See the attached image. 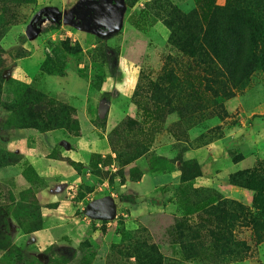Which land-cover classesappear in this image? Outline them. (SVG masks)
I'll return each mask as SVG.
<instances>
[{
  "label": "rangeland",
  "instance_id": "rangeland-1",
  "mask_svg": "<svg viewBox=\"0 0 264 264\" xmlns=\"http://www.w3.org/2000/svg\"><path fill=\"white\" fill-rule=\"evenodd\" d=\"M88 1L0 0V137L51 135L59 159L77 150L82 117L95 135L88 137L95 152L66 159L80 181L54 189L68 191L62 225L45 231L33 189L40 177L30 164L22 170L30 188L16 185L19 176L0 180V264H141L129 257L138 239L155 244L166 264H264V232L256 244L244 221L249 214L264 223V208L255 206L254 190L228 184L231 175L264 166V75L229 99L216 97L211 75L169 43L162 0H108L102 18ZM168 1L186 14L210 2ZM119 8L121 26L106 34ZM41 12L46 20L29 36ZM0 152L9 153L2 143ZM105 198L114 200V217L87 216ZM216 226L248 249L215 246Z\"/></svg>",
  "mask_w": 264,
  "mask_h": 264
},
{
  "label": "trees",
  "instance_id": "trees-1",
  "mask_svg": "<svg viewBox=\"0 0 264 264\" xmlns=\"http://www.w3.org/2000/svg\"><path fill=\"white\" fill-rule=\"evenodd\" d=\"M108 2V0H91L86 2L85 6L93 16L102 18L110 14L109 11L105 12ZM162 2L164 24L170 32L169 43L193 60L198 73L211 75V78L206 80L207 86L216 97L221 94L223 98L229 99L233 96L234 90L245 88L255 74L264 75V0H227L224 6H219L215 0H210L207 5L199 3V6L188 14L168 0ZM45 20L46 17L42 12L33 17L32 35L35 31H39ZM200 77L199 74L195 76L197 81ZM49 108L55 110L58 107ZM63 109L67 110V107ZM11 157L13 156L9 153L3 152V156L0 157V168L5 164H13ZM194 167L198 173L194 177L197 178L201 173L197 165L194 164ZM263 173L264 166L235 173L229 177L228 184L254 190L257 193L255 206L263 209ZM182 180L190 179L183 176ZM212 207L216 209V206ZM240 211L242 214L247 213L243 207ZM244 221L245 226L254 233L256 244L261 243L260 233L264 232V223L251 218L249 214ZM216 230L220 231L219 226L210 231L215 246L236 245L248 249L246 243L231 240L228 235H220ZM138 240L137 244L131 247L133 255H130V258H135L141 264H166L155 244ZM142 250L145 253L143 255L139 254ZM231 255L232 253H229L223 260L228 261ZM167 264L179 263L171 261Z\"/></svg>",
  "mask_w": 264,
  "mask_h": 264
},
{
  "label": "crops",
  "instance_id": "crops-1",
  "mask_svg": "<svg viewBox=\"0 0 264 264\" xmlns=\"http://www.w3.org/2000/svg\"><path fill=\"white\" fill-rule=\"evenodd\" d=\"M104 85L107 86V89L104 86L102 89L109 93V90L114 87V82L108 79ZM80 116L82 117L83 115L81 114ZM84 118L87 121L85 116ZM82 119L80 121L82 128L81 136L77 143V150H70V153L65 156L62 155V158L59 159H56L52 155L56 145H54V139L51 135H37L36 138L38 139L33 142L34 137H31L25 130H10L5 131L0 137L2 147L13 157L17 156L21 158L18 164H12V166L7 169L0 171V180L13 181L16 176H19L18 180L15 178L16 185L25 189L30 188L29 183L22 174V170L27 164H30L40 177L38 181L39 185L33 189L39 204L44 206L42 215L43 222L47 224L45 231L51 230V228H48L51 224L59 223L62 225V223L67 220L66 214L63 211L67 206L65 195L68 194V191L62 189L61 192H57V190L54 189L58 187L59 184L66 187L71 181H74V183L80 181L77 172L66 162L68 155L71 158L74 156L78 159H84L85 152H87V154L95 152L92 151V149L90 151V145L88 144V137L95 136L93 133L94 126L90 121H87L88 124H86L85 121L82 122ZM94 143L97 144V141ZM52 182L55 183V185L52 186ZM43 234L44 232H34L32 236L40 241L43 240Z\"/></svg>",
  "mask_w": 264,
  "mask_h": 264
},
{
  "label": "water",
  "instance_id": "water-1",
  "mask_svg": "<svg viewBox=\"0 0 264 264\" xmlns=\"http://www.w3.org/2000/svg\"><path fill=\"white\" fill-rule=\"evenodd\" d=\"M45 12L50 19L54 18L55 11L51 9H47ZM120 24H121V13H120V8H119L117 12V21L111 25V27L109 28V31L106 34H111V33L118 31L121 26ZM31 31H32V25L30 24L28 27L29 36H33L31 34ZM86 214L87 216L95 220L112 219L115 215L114 200L111 198H105L102 200L95 201L87 207Z\"/></svg>",
  "mask_w": 264,
  "mask_h": 264
},
{
  "label": "flooded vegetation",
  "instance_id": "flooded-vegetation-1",
  "mask_svg": "<svg viewBox=\"0 0 264 264\" xmlns=\"http://www.w3.org/2000/svg\"><path fill=\"white\" fill-rule=\"evenodd\" d=\"M83 24V21L81 20L80 22H79V25H82Z\"/></svg>",
  "mask_w": 264,
  "mask_h": 264
}]
</instances>
